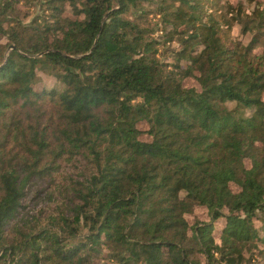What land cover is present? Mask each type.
I'll return each instance as SVG.
<instances>
[{"label": "trees", "instance_id": "obj_1", "mask_svg": "<svg viewBox=\"0 0 264 264\" xmlns=\"http://www.w3.org/2000/svg\"><path fill=\"white\" fill-rule=\"evenodd\" d=\"M249 4L0 0V264L264 261V2ZM196 209L209 222L190 226Z\"/></svg>", "mask_w": 264, "mask_h": 264}, {"label": "rangeland", "instance_id": "obj_2", "mask_svg": "<svg viewBox=\"0 0 264 264\" xmlns=\"http://www.w3.org/2000/svg\"><path fill=\"white\" fill-rule=\"evenodd\" d=\"M259 1L264 2V0H259ZM240 2H242V3L245 4L247 11H250L252 9L251 6H250V4H249V0H224V4H226V3H232L233 5H236L237 3H240ZM27 9L28 8L22 7V11H23L22 13H25V11H27ZM28 11L31 14V17H30L31 19H29L28 21H26V23H29L32 20V18H34L37 15V13H40L39 8H37V2H35L34 5H33V7L29 8ZM69 12H67V14H66L67 16H69V15L71 16V14ZM151 15H153V14H151ZM151 17H153V16H151ZM155 23L156 24H160V21L158 19H156L155 20ZM159 27H162V26H159ZM158 35L159 36H155V37H161V36H163L164 35V32H159ZM238 36H240V31L238 32ZM241 38L246 43L249 40V38H243V37H241ZM161 40H162V46H160V48L161 49H164L163 48L164 47L163 46V43L165 42V39H161ZM173 46H176V44H173ZM161 51H163V50H161ZM55 83L56 82L54 81L53 78H49L47 76L40 75V82L38 83L37 87L42 88L44 86L47 89H52L53 87H55ZM185 85L187 87H198V83L196 81H194L193 79L188 80L185 83ZM139 129L144 132V134L141 137V139L143 141H147V142L151 141V139L149 138V136H147L145 134L146 131H148V129H149L148 126H147V124L146 123H142L139 126ZM248 165H249V163H248ZM237 190L238 189L235 188V191H237ZM187 222L189 223L190 226L194 225L197 222H205V223L209 222V216L207 214V211L204 210V209H196V211L194 212L193 215L187 217ZM215 227H216L215 237L218 239L219 238L220 230L223 228V223L222 222H218V223L215 224ZM252 264H264V261H262V260H256V262L254 261V262H252Z\"/></svg>", "mask_w": 264, "mask_h": 264}]
</instances>
